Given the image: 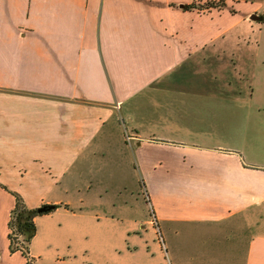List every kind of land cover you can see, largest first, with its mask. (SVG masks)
<instances>
[{
  "label": "crops",
  "instance_id": "obj_1",
  "mask_svg": "<svg viewBox=\"0 0 264 264\" xmlns=\"http://www.w3.org/2000/svg\"><path fill=\"white\" fill-rule=\"evenodd\" d=\"M191 1L0 0V169L42 186L19 190L30 209L62 205L43 194L70 169H106V193L138 169L151 209L139 238L142 225L179 237L176 264H264V41ZM8 200L0 264H28L10 253ZM33 246V264L60 261Z\"/></svg>",
  "mask_w": 264,
  "mask_h": 264
},
{
  "label": "rangeland",
  "instance_id": "obj_2",
  "mask_svg": "<svg viewBox=\"0 0 264 264\" xmlns=\"http://www.w3.org/2000/svg\"><path fill=\"white\" fill-rule=\"evenodd\" d=\"M192 2L200 6V9L206 7L210 2H213L214 6H218V9L202 10L199 11L200 13L227 10L228 13L238 16H233L231 19L224 17L216 19L217 24L222 28L229 26L233 20L240 17L245 18L246 22H253L255 29L249 37L264 41V26L261 28L258 26L264 22L261 19L259 21L250 19L252 15H258L264 20V0H192L189 4ZM224 4L226 8H220ZM202 22L210 24L209 21L202 20ZM259 28L262 31L259 32ZM126 137L125 134V139ZM254 145L261 146L260 151L264 153V142L254 141ZM103 170L106 169H94V167L91 169H70L67 179L70 177L71 179L65 180L53 189L47 187L43 194V200L46 202L56 201L62 204L60 206L66 210H60L61 212L55 210L35 219L36 235L38 234L39 238L31 243L29 250L32 244L42 249L46 253L42 263H48L49 257L60 260L57 263L49 262V264H105L104 262L112 264H143V262L176 264L174 257L178 256L176 253L178 248L175 246V242L179 237L168 238L163 232L157 238L156 230L153 227L143 228L144 225H142L140 227L141 238H146L149 242L145 244L140 242L141 238L135 231L137 228L136 219L149 220L151 218L147 193L138 169H128L123 180L120 178L117 181L109 180L108 183L113 186L118 184V188H114L112 193H106L105 178L101 179ZM25 171L27 169H0L2 175L0 191L8 195L0 194V217L10 203L9 195L13 197V193H17L24 201L19 190H29L35 193L42 191V189L38 190L42 186H35V190H33L28 186L22 185L21 187V184H16ZM72 171L75 175L72 174ZM87 172L90 173L88 178H86ZM91 176H95V180L93 178L94 187L89 191L88 184L90 185V182L88 179ZM122 187L123 189L120 190ZM49 231L50 233H48ZM49 235L53 239L51 245H47L46 238ZM155 239L156 241L160 240L162 251L154 243ZM0 245L2 247L6 245L1 238ZM203 256L206 257L205 254ZM13 259L22 261L20 256L13 257Z\"/></svg>",
  "mask_w": 264,
  "mask_h": 264
},
{
  "label": "trees",
  "instance_id": "obj_3",
  "mask_svg": "<svg viewBox=\"0 0 264 264\" xmlns=\"http://www.w3.org/2000/svg\"><path fill=\"white\" fill-rule=\"evenodd\" d=\"M226 8V5L220 6V8ZM201 7L198 5H195V3L186 4L183 6L184 11H202V10H211V9H218V6H214L213 2L207 3V6L203 9H200ZM262 22H264L263 18H260ZM16 199V205L13 209L10 221L8 224L10 233L8 235L9 241H10V253L14 254L17 252H21L24 257L28 260V264H33L32 259L30 257V244L32 240L36 236V224L35 219L38 216L48 215L52 213L53 211L60 208V205H43L42 207H46V211L43 213H39L38 210L40 208L36 209H30L28 208L23 199L17 194L13 193Z\"/></svg>",
  "mask_w": 264,
  "mask_h": 264
},
{
  "label": "water",
  "instance_id": "obj_4",
  "mask_svg": "<svg viewBox=\"0 0 264 264\" xmlns=\"http://www.w3.org/2000/svg\"><path fill=\"white\" fill-rule=\"evenodd\" d=\"M250 19L253 20V21H259V20H260V16H258V15H252V16L250 17ZM46 210H47L46 207H42V208H40V209L38 210V212H39V213H43V212H45Z\"/></svg>",
  "mask_w": 264,
  "mask_h": 264
},
{
  "label": "built area",
  "instance_id": "obj_5",
  "mask_svg": "<svg viewBox=\"0 0 264 264\" xmlns=\"http://www.w3.org/2000/svg\"><path fill=\"white\" fill-rule=\"evenodd\" d=\"M126 140H127V141H131V140H132V137H131L130 135L127 134Z\"/></svg>",
  "mask_w": 264,
  "mask_h": 264
}]
</instances>
